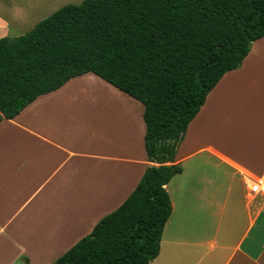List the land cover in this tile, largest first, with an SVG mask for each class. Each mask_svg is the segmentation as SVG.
<instances>
[{"label":"crops","instance_id":"0c3cea01","mask_svg":"<svg viewBox=\"0 0 264 264\" xmlns=\"http://www.w3.org/2000/svg\"><path fill=\"white\" fill-rule=\"evenodd\" d=\"M14 24L0 13V37ZM142 112L85 72L0 121V264H51L127 198L150 164ZM174 163L149 264H264V195L249 192L264 172V36L207 93Z\"/></svg>","mask_w":264,"mask_h":264},{"label":"trees","instance_id":"16d2710c","mask_svg":"<svg viewBox=\"0 0 264 264\" xmlns=\"http://www.w3.org/2000/svg\"><path fill=\"white\" fill-rule=\"evenodd\" d=\"M264 36V0H82L0 37V121L92 72L143 105L150 164L133 191L51 264H149L171 213L165 184L210 89Z\"/></svg>","mask_w":264,"mask_h":264},{"label":"rangeland","instance_id":"374dc122","mask_svg":"<svg viewBox=\"0 0 264 264\" xmlns=\"http://www.w3.org/2000/svg\"><path fill=\"white\" fill-rule=\"evenodd\" d=\"M81 0H0V13L14 22L6 28L4 36H15L30 30L39 20L64 4H77Z\"/></svg>","mask_w":264,"mask_h":264},{"label":"built area","instance_id":"2783aa9c","mask_svg":"<svg viewBox=\"0 0 264 264\" xmlns=\"http://www.w3.org/2000/svg\"><path fill=\"white\" fill-rule=\"evenodd\" d=\"M249 192L256 195H264V172L262 176L253 179L249 183Z\"/></svg>","mask_w":264,"mask_h":264}]
</instances>
